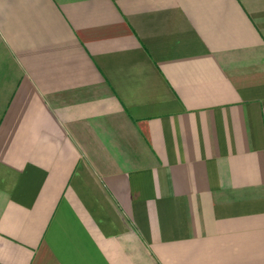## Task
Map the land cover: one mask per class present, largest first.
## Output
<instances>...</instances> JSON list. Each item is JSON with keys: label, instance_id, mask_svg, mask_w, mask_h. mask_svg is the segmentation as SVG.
Here are the masks:
<instances>
[{"label": "crops", "instance_id": "0c3cea01", "mask_svg": "<svg viewBox=\"0 0 264 264\" xmlns=\"http://www.w3.org/2000/svg\"><path fill=\"white\" fill-rule=\"evenodd\" d=\"M0 264H264V0H0Z\"/></svg>", "mask_w": 264, "mask_h": 264}]
</instances>
